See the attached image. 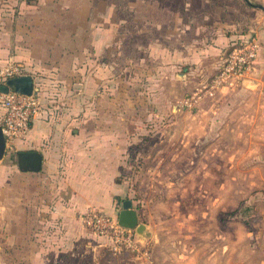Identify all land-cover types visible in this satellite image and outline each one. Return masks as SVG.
<instances>
[{
    "label": "rangeland",
    "instance_id": "1",
    "mask_svg": "<svg viewBox=\"0 0 264 264\" xmlns=\"http://www.w3.org/2000/svg\"><path fill=\"white\" fill-rule=\"evenodd\" d=\"M23 1L37 7V0ZM79 1L73 3L76 30L100 32L97 43L106 35V53L86 56L84 77L97 71L103 55L106 75L78 107L89 108L91 126L108 130L107 152L120 163L122 192L115 208L131 201L144 226L135 250L122 247L113 255L102 244L96 263L264 264V11L233 0L250 12V25L236 28L234 42L251 37L259 54L243 81L211 90L230 46L200 80L191 73L180 80L181 67L167 71L159 53L148 57L144 0H89L97 13L90 20H82ZM249 1L264 8V0ZM235 15L241 21V13ZM80 38L84 41L74 37L75 47L86 49L90 36L85 32ZM27 69L46 82L41 72ZM73 70L72 79L83 78V67ZM5 171L0 172V264H34L20 252V179L10 174L16 169ZM8 177L10 186L3 182ZM28 241L29 251L34 244Z\"/></svg>",
    "mask_w": 264,
    "mask_h": 264
},
{
    "label": "crops",
    "instance_id": "2",
    "mask_svg": "<svg viewBox=\"0 0 264 264\" xmlns=\"http://www.w3.org/2000/svg\"><path fill=\"white\" fill-rule=\"evenodd\" d=\"M37 1L33 2L36 8L23 0H5L0 7V67L16 62L46 76V82L38 79L45 84L38 93L39 113L25 139L16 143V150L5 151L0 172L16 169L10 174L20 179V252L29 254L34 264H97V250L106 239L91 232L86 218L96 211L115 219L120 209L115 208L114 199L122 192L117 182L120 163L107 152L108 130L101 124L91 126L89 108L80 109L78 104H83L105 78L104 55L97 71L91 74L89 70L87 78L84 76L90 65L86 56L93 50L106 53V35L103 32L97 43L100 32L91 27L76 30L74 0ZM79 2L82 20L96 16V7L92 9L89 0ZM143 2L148 57L159 53L167 71L181 67L182 73L176 74L180 80L186 73L200 80L210 67L217 68L223 51L234 43L236 28L250 25V12L233 0ZM236 12L241 13V21ZM85 32L90 36L86 49L83 44L76 48L74 37L83 42L80 36ZM79 67L84 68L83 78L79 74L72 79L73 69ZM31 73L37 80V74ZM2 115L0 109V121ZM17 152L40 154V169L20 171L16 157L14 163L8 160ZM6 179L10 186L9 177L3 179L4 184ZM28 239L34 244L29 251Z\"/></svg>",
    "mask_w": 264,
    "mask_h": 264
},
{
    "label": "built area",
    "instance_id": "3",
    "mask_svg": "<svg viewBox=\"0 0 264 264\" xmlns=\"http://www.w3.org/2000/svg\"><path fill=\"white\" fill-rule=\"evenodd\" d=\"M230 48L211 80V90L232 87L243 81L252 70L259 54V44L251 37L238 39ZM24 76L32 77L34 90L31 95L10 91L0 93V109L3 111L0 127L5 140V151L16 150V143L27 136L32 120L40 110L38 93L43 88V83L36 80L23 64L8 62L0 67V86ZM86 224L95 235L106 239L105 246L111 254H120L122 247L135 250L136 239L133 232L120 227L116 220L92 211L87 214Z\"/></svg>",
    "mask_w": 264,
    "mask_h": 264
},
{
    "label": "water",
    "instance_id": "4",
    "mask_svg": "<svg viewBox=\"0 0 264 264\" xmlns=\"http://www.w3.org/2000/svg\"><path fill=\"white\" fill-rule=\"evenodd\" d=\"M250 7L264 11L260 5L251 3L249 0H244ZM34 90L32 77L24 76L21 78L9 80L4 86H0V93L13 92L21 95H31ZM5 155V140L0 127V160ZM17 167L20 171L36 172L40 169L41 156L36 152H17L16 154ZM117 224L125 229L134 231L136 240H141V235L144 231V226L138 224V214L133 209L131 201L127 200L122 203L121 209L118 211Z\"/></svg>",
    "mask_w": 264,
    "mask_h": 264
},
{
    "label": "trees",
    "instance_id": "5",
    "mask_svg": "<svg viewBox=\"0 0 264 264\" xmlns=\"http://www.w3.org/2000/svg\"><path fill=\"white\" fill-rule=\"evenodd\" d=\"M108 250V249H107ZM109 251V250H108Z\"/></svg>",
    "mask_w": 264,
    "mask_h": 264
}]
</instances>
